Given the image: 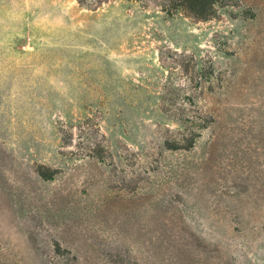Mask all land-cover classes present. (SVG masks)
Instances as JSON below:
<instances>
[{
	"label": "rangeland",
	"instance_id": "374dc122",
	"mask_svg": "<svg viewBox=\"0 0 264 264\" xmlns=\"http://www.w3.org/2000/svg\"><path fill=\"white\" fill-rule=\"evenodd\" d=\"M165 48L197 72L165 68ZM190 77L204 92L176 99ZM63 126L108 162L71 154ZM0 264H264V0L200 22L0 0Z\"/></svg>",
	"mask_w": 264,
	"mask_h": 264
},
{
	"label": "trees",
	"instance_id": "16d2710c",
	"mask_svg": "<svg viewBox=\"0 0 264 264\" xmlns=\"http://www.w3.org/2000/svg\"><path fill=\"white\" fill-rule=\"evenodd\" d=\"M81 6H87V7H98L100 3H104L106 1L111 0H96V3L94 5L87 4V0H78ZM142 7L144 8H156L159 11H161L165 16L167 17H174L179 14L184 15L186 18H189L193 21H210L217 17L219 8L229 7V6H235L239 0H138ZM170 49H163L160 51V59L163 64V66L170 71L181 69L183 73H186L187 76L191 75L194 72H197V62L193 60L191 62L186 63L185 61H179L174 60L171 55ZM176 56H180L177 52H174ZM168 59H172L168 61ZM205 70L202 69L201 73L204 74ZM195 74V73H194ZM195 79L194 77L189 78L188 84H184L185 87L182 88L181 85H177L176 89H172L171 94L176 97V99L181 96L180 94L185 95L186 97H189L190 99L193 98L192 94L194 91H197L198 89L201 90V92H204V86L206 84H191L194 83ZM175 101V100H174ZM166 103H163V112L169 113L170 111L166 109L164 106ZM171 105V104H170ZM171 107V106H170ZM174 111H178L175 109ZM179 111H182V114L177 116V114H173L174 119L179 121L185 130L189 131L193 137L197 138V135H199V131L204 130L206 128L205 124H199L197 121L193 120L187 114L185 113L186 110H182L181 108ZM174 113V112H173ZM80 132V138L82 140L86 141V146H83L81 144V147L74 146L71 144V139L73 140L75 134V129L72 127H64L61 128V141L63 143V147L68 148H77L81 149L82 152L76 151L71 152V154L83 158L88 159L90 161H96L100 163L106 164L108 162L109 155L107 154L108 147L105 146L103 141L97 140L95 137L91 136L92 130H87L84 126L77 127ZM98 128V126H96ZM198 132V133H197ZM100 134V133H98ZM189 139V144L186 146H181L177 142L172 144L170 146V143H168L169 149H189L193 147L195 141L193 138ZM73 143V142H72Z\"/></svg>",
	"mask_w": 264,
	"mask_h": 264
}]
</instances>
